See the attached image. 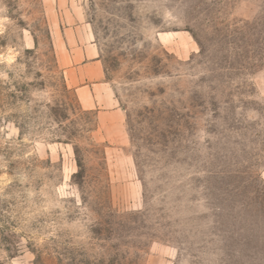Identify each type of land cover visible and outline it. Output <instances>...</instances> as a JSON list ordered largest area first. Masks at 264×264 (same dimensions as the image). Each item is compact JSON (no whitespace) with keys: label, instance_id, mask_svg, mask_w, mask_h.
<instances>
[{"label":"rangeland","instance_id":"1","mask_svg":"<svg viewBox=\"0 0 264 264\" xmlns=\"http://www.w3.org/2000/svg\"><path fill=\"white\" fill-rule=\"evenodd\" d=\"M0 264H264V0H0Z\"/></svg>","mask_w":264,"mask_h":264},{"label":"crops","instance_id":"2","mask_svg":"<svg viewBox=\"0 0 264 264\" xmlns=\"http://www.w3.org/2000/svg\"><path fill=\"white\" fill-rule=\"evenodd\" d=\"M72 31L75 46L66 48L68 54L63 57L67 82L75 89L84 109L97 111L99 126L105 132L110 129L119 130L123 113L111 88L104 81L99 52L93 44L79 45L77 30L72 28Z\"/></svg>","mask_w":264,"mask_h":264}]
</instances>
